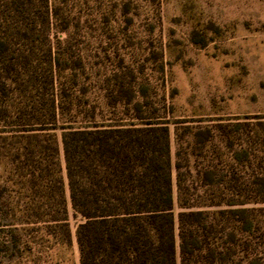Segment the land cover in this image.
I'll return each instance as SVG.
<instances>
[{"label":"rangeland","instance_id":"rangeland-1","mask_svg":"<svg viewBox=\"0 0 264 264\" xmlns=\"http://www.w3.org/2000/svg\"><path fill=\"white\" fill-rule=\"evenodd\" d=\"M0 31L11 40L0 61V264H48L55 257L34 243L35 226L22 223L20 207L30 202L28 177L18 168L24 139L7 132L38 114L49 124L52 88L38 82L30 89L28 63L46 79L53 69L58 92L67 95L61 121L72 114L88 125L166 122L173 163L177 135L186 146L198 126L246 121L264 133V0H47L46 8L36 5ZM57 144L73 245H60L56 255L78 263V219L59 134ZM262 155L251 154L249 170L240 166L237 173L263 172ZM256 205L264 212V202Z\"/></svg>","mask_w":264,"mask_h":264},{"label":"trees","instance_id":"trees-1","mask_svg":"<svg viewBox=\"0 0 264 264\" xmlns=\"http://www.w3.org/2000/svg\"><path fill=\"white\" fill-rule=\"evenodd\" d=\"M36 5L46 8L47 0H0V27ZM2 33L0 61L11 43ZM28 66L31 90L38 82L52 88L49 124L38 114V121L7 132L24 139L18 168L28 177L30 202L20 207L22 223L35 226L34 243L54 253L48 264H264V212L256 205L264 202L258 187L264 169L248 171L251 154L264 160V133L246 121L198 126L186 146L177 135L173 163L166 122L88 125L72 114L61 121L67 95L58 92L53 69L46 79ZM58 134L71 215L78 219V263L56 255L60 245H73ZM240 166L246 176L237 173Z\"/></svg>","mask_w":264,"mask_h":264}]
</instances>
